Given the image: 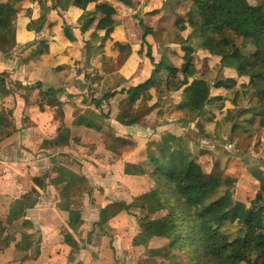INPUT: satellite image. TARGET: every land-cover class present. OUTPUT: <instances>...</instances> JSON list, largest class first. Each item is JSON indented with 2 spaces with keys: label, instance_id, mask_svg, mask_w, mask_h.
<instances>
[{
  "label": "clouds",
  "instance_id": "9594fccd",
  "mask_svg": "<svg viewBox=\"0 0 264 264\" xmlns=\"http://www.w3.org/2000/svg\"><path fill=\"white\" fill-rule=\"evenodd\" d=\"M0 264H264V0H0Z\"/></svg>",
  "mask_w": 264,
  "mask_h": 264
},
{
  "label": "trees",
  "instance_id": "16d2710c",
  "mask_svg": "<svg viewBox=\"0 0 264 264\" xmlns=\"http://www.w3.org/2000/svg\"><path fill=\"white\" fill-rule=\"evenodd\" d=\"M193 194L195 195L196 193L194 192Z\"/></svg>",
  "mask_w": 264,
  "mask_h": 264
}]
</instances>
